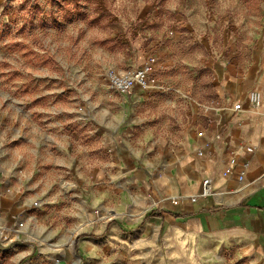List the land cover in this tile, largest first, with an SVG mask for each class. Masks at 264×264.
Instances as JSON below:
<instances>
[{
  "label": "rangeland",
  "instance_id": "rangeland-1",
  "mask_svg": "<svg viewBox=\"0 0 264 264\" xmlns=\"http://www.w3.org/2000/svg\"><path fill=\"white\" fill-rule=\"evenodd\" d=\"M263 31L264 0H0V173L12 190L43 192L31 204L38 226L66 244L91 233L102 209L70 197L88 195L97 173L119 175L148 137L204 126L218 73L247 66ZM147 64L157 81L148 94L110 89V72ZM139 256L117 249L108 262Z\"/></svg>",
  "mask_w": 264,
  "mask_h": 264
},
{
  "label": "crops",
  "instance_id": "crops-1",
  "mask_svg": "<svg viewBox=\"0 0 264 264\" xmlns=\"http://www.w3.org/2000/svg\"><path fill=\"white\" fill-rule=\"evenodd\" d=\"M215 90V104L201 108L204 126L194 122L176 141L148 137L119 160V175L97 173L88 195L70 197L100 207L103 220L69 244L65 233L38 226L45 217L31 204L43 192L12 190L9 173H0V235L9 237L0 264H113L117 249L141 253L123 264H264V110L248 102L264 93V31L247 66L223 68ZM207 178L216 196L198 197ZM13 215L23 229L11 227Z\"/></svg>",
  "mask_w": 264,
  "mask_h": 264
},
{
  "label": "built area",
  "instance_id": "built-area-1",
  "mask_svg": "<svg viewBox=\"0 0 264 264\" xmlns=\"http://www.w3.org/2000/svg\"><path fill=\"white\" fill-rule=\"evenodd\" d=\"M107 80L110 86V89L119 95L131 96L137 91H140L142 94L149 93L156 84V75L155 69L152 64H147L144 67L137 70H129L122 74L116 72H110L107 75ZM248 102L253 105L255 108H262L264 110V93L252 92L248 95ZM204 110H207V107H203ZM241 109V104H237L234 107V110L238 111ZM203 132L198 133V137H202ZM246 153H252V148H246ZM200 154V153H199ZM234 163V160L232 161ZM248 162L244 164L245 167L248 166ZM230 173V169L226 170V174ZM243 174L238 177L239 181H242ZM216 193L213 190V181L210 178L205 179L202 182V190L198 197L201 198H211L215 197ZM198 197H193L190 199L191 203H195ZM172 204L178 205L179 201L177 199L172 200ZM37 203H34V206H37ZM2 213L0 212V219ZM109 222L113 221V217L108 218ZM18 229L23 228V223L19 222L17 224ZM9 239L8 236L0 235V244L1 242H7Z\"/></svg>",
  "mask_w": 264,
  "mask_h": 264
},
{
  "label": "trees",
  "instance_id": "trees-1",
  "mask_svg": "<svg viewBox=\"0 0 264 264\" xmlns=\"http://www.w3.org/2000/svg\"><path fill=\"white\" fill-rule=\"evenodd\" d=\"M152 216H154V215H153V214H151L149 217H152ZM183 218L185 219V218H187V217H183Z\"/></svg>",
  "mask_w": 264,
  "mask_h": 264
}]
</instances>
